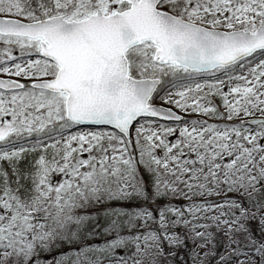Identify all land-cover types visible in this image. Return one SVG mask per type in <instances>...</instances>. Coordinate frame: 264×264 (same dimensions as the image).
I'll list each match as a JSON object with an SVG mask.
<instances>
[{
    "label": "snow or ice",
    "instance_id": "6c2138e0",
    "mask_svg": "<svg viewBox=\"0 0 264 264\" xmlns=\"http://www.w3.org/2000/svg\"><path fill=\"white\" fill-rule=\"evenodd\" d=\"M133 161L198 239H258L219 264H264V0H0V264H57L69 207Z\"/></svg>",
    "mask_w": 264,
    "mask_h": 264
},
{
    "label": "rangeland",
    "instance_id": "374dc122",
    "mask_svg": "<svg viewBox=\"0 0 264 264\" xmlns=\"http://www.w3.org/2000/svg\"><path fill=\"white\" fill-rule=\"evenodd\" d=\"M26 166V161L21 163L22 169H26ZM136 169L147 179L152 192V203L158 206L155 215L143 211V218H137V215L132 216L130 212L120 210L143 202L135 195ZM104 183L111 188V195L105 203L112 206V209L105 214L102 222L92 220L89 223L87 219L80 223V227L72 225L73 228L70 226L65 232L59 227L56 236H63L65 248H61L55 239L53 247L46 248V251L59 253L57 264H175L172 260L174 251L166 252L162 243L164 240L168 246L177 247L183 243L184 236L192 240L190 264H219V260L227 256L226 249L235 250L241 244L251 249L258 242L252 233H249L246 242L238 243L230 236L225 240L212 230H209L207 239H198V232H203L204 229L197 230L187 226L186 219L181 220L184 215L181 209L188 207L193 198L175 188L165 190L159 174L146 163L137 166L133 161L123 176H116ZM101 186L103 183L90 187L96 191ZM78 204L74 201L67 213L79 209ZM172 213L180 215L172 216ZM169 223L174 229L171 233L168 232ZM59 230L62 231L58 233ZM125 232L130 235L122 238V233ZM39 264H51V261H40Z\"/></svg>",
    "mask_w": 264,
    "mask_h": 264
},
{
    "label": "trees",
    "instance_id": "16d2710c",
    "mask_svg": "<svg viewBox=\"0 0 264 264\" xmlns=\"http://www.w3.org/2000/svg\"><path fill=\"white\" fill-rule=\"evenodd\" d=\"M135 178L137 181L135 195L139 196L143 202H139L135 206L122 207L120 210L128 213L130 212L132 216L137 215V218H143V211H149L155 215L158 211V206L152 203V192L147 179L144 177V174L137 169ZM110 189L111 188H109L105 183H103V186L98 187L96 191L91 187H87L82 192V194H80L79 197L75 199V202L79 203L78 205H80V208H76L75 212H71L69 214L67 213L60 228H63L64 232L68 229V227H72V225L78 228L81 225L80 223L87 219L89 220V223L92 220L97 221L96 223L102 222L105 214L112 209V206H108V204L105 203L106 199L111 195ZM60 231L62 230H59L58 233ZM133 231L135 230H132V232ZM127 235H130V233H122V238ZM55 242L60 245L61 248H65L66 242L62 235L58 237L55 235ZM162 245L166 252L171 250L174 251L172 260L175 264H190L191 252L193 248L192 240L190 238L184 236L183 243L177 247L168 246L164 240Z\"/></svg>",
    "mask_w": 264,
    "mask_h": 264
}]
</instances>
